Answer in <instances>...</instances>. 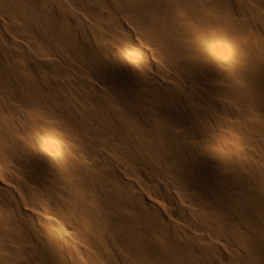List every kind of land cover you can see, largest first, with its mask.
I'll use <instances>...</instances> for the list:
<instances>
[{
	"label": "bare ground",
	"instance_id": "obj_1",
	"mask_svg": "<svg viewBox=\"0 0 264 264\" xmlns=\"http://www.w3.org/2000/svg\"><path fill=\"white\" fill-rule=\"evenodd\" d=\"M0 264H264V0H0Z\"/></svg>",
	"mask_w": 264,
	"mask_h": 264
},
{
	"label": "rangeland",
	"instance_id": "obj_2",
	"mask_svg": "<svg viewBox=\"0 0 264 264\" xmlns=\"http://www.w3.org/2000/svg\"><path fill=\"white\" fill-rule=\"evenodd\" d=\"M256 21H259V20H256Z\"/></svg>",
	"mask_w": 264,
	"mask_h": 264
}]
</instances>
